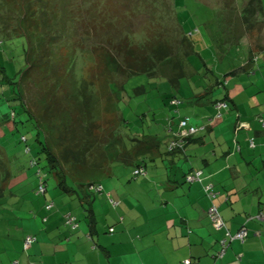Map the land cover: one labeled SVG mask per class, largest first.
Returning <instances> with one entry per match:
<instances>
[{
    "label": "rangeland",
    "instance_id": "374dc122",
    "mask_svg": "<svg viewBox=\"0 0 264 264\" xmlns=\"http://www.w3.org/2000/svg\"><path fill=\"white\" fill-rule=\"evenodd\" d=\"M246 1L248 0H0V89L6 82L18 79L27 63L35 62L40 54L49 55L48 63L54 75H61L62 71L66 73L68 67L65 61H75L71 53L77 49L74 47L70 50V55L67 54L69 43L67 39L80 36L87 49H92V53L89 52L87 55V52L80 53L78 50L74 52V56L79 55L77 68L83 72L82 75L93 78L94 92L98 99L96 110L101 116L98 119L99 132L105 136L106 146L104 150L96 153L94 165H66L63 169L76 186L83 188V184L88 181H105L106 178H103L107 175L108 167L112 171L113 166L119 165L120 169L113 173L116 176L114 179L124 182L123 188L127 190L129 183L126 180L131 177L134 167L133 164L121 159L109 164L117 151L116 147L126 149V152L130 151L129 153L135 157L139 154V150L135 148L139 142L134 137L143 139V136L149 133L155 135L159 133L163 150L167 139L162 135L164 120L172 111L182 115L189 113L191 122L197 125L205 123L200 116L207 114V117L211 118L209 122L217 124L216 128H212L217 138L214 142L209 141L212 142V147L215 148L221 143L218 136L232 144L235 135L234 115L236 116L238 112L234 107H229L222 111L221 117L216 118L214 107V111L211 107L205 108L208 100L204 98L222 95L223 91L218 89L219 87L206 90V85L213 83L215 78H222L224 74L228 75V89L234 90L236 79L231 77L229 72L240 73L239 67L246 58L247 45L251 42L248 34L245 35L243 31L240 19V12ZM261 1L264 7V0ZM105 18L112 19L118 27L105 24ZM259 19L262 20L261 17ZM83 21H86L85 25ZM180 25L190 36L193 54L189 58L187 69L189 74L181 80L179 90L174 89L166 78L153 77L146 73L131 75L123 82L124 88L119 89L114 79L115 77L118 80V76L112 73L114 67L105 57L104 49H111L105 43V35L116 43L122 39L126 31L129 36L140 40L155 30L171 38L172 42L178 45L181 36ZM86 27L90 28V31ZM181 49L182 45L179 46L180 52ZM261 52L263 54L264 50ZM168 70L166 67L159 74L166 75ZM79 71L75 72L74 69V73L81 76ZM40 74L41 72L33 69L29 79L23 80L20 85L31 111L38 115L41 106L32 100V96L39 92L40 87L36 81ZM5 76L7 78H4ZM258 78L262 80L260 73L252 74V80ZM243 80V86L250 93V78L244 76ZM139 86H143L144 91L138 90ZM191 90L204 98L191 106L184 103L177 107L171 105L172 96L185 97ZM6 93L10 94L7 91L4 94ZM230 94L232 98L233 93ZM256 94H260L262 101L263 88ZM5 95L0 91V150L11 156L8 157L11 160H9L11 176L4 183V195L0 196V208H6L1 209L4 213L0 211V264H9L12 257L19 256V246L9 251L5 250L9 244L19 243L14 238L12 218L9 215V206L6 205L14 198L11 193L12 195L22 193L28 197L35 193L37 179L34 175L35 169L29 166V160L38 154L36 151L39 149L33 146L35 143L33 123L27 113L22 111L20 115H15L14 119L10 114L8 120H1V115L9 111L5 105ZM233 101L234 106L235 103L240 104L237 99ZM13 104L16 105V101H13ZM120 112L126 121L121 120ZM13 125H16L15 128H12ZM167 125L169 124L165 127ZM44 129L49 144L54 145L48 128ZM135 133H138V136H135ZM201 134L207 132L201 131ZM249 134L240 130L236 137L244 153L250 150L257 156L256 149L250 148L244 140ZM21 136L26 138L25 142L21 140ZM39 137H42V134ZM27 146L33 149L28 152ZM239 156L241 157V154ZM252 159L250 156L249 160ZM132 160L134 161V158ZM41 164L46 165L42 156ZM251 166L250 171L241 175L247 177L250 172L264 170L258 163ZM226 173L228 176L231 175L229 170ZM120 175L123 178L118 179ZM138 180H142V177ZM56 182V178L50 174L47 191L43 195L34 194V198L37 200L55 198L58 194Z\"/></svg>",
    "mask_w": 264,
    "mask_h": 264
},
{
    "label": "crops",
    "instance_id": "0c3cea01",
    "mask_svg": "<svg viewBox=\"0 0 264 264\" xmlns=\"http://www.w3.org/2000/svg\"><path fill=\"white\" fill-rule=\"evenodd\" d=\"M250 39L241 64L250 74L242 71L235 76L236 84L233 91L229 89V95L233 93L232 98L240 102L235 103L234 110L250 124L249 129L240 130L250 133L244 139L246 143L247 138L254 137L257 156L250 150L244 153L237 138L239 151L221 136H218L221 143L213 148L211 143L217 136L212 128L217 124L209 122L211 118L207 114L199 115L205 122L200 125L207 127V134L200 132L187 144L182 142L183 150L167 153V143L174 138L178 118L190 116L172 111L164 120L162 130L163 137L167 138L165 151L161 149L158 133V147L142 150L137 156L146 174L133 177L132 172L126 180L127 190L123 188L124 182L114 179L113 173H117L119 165L113 166L112 171L108 167L103 178L106 179L102 181L103 191L87 190L93 195L88 206L89 216L83 206L87 205L83 200L86 192L74 182L76 189L71 192L57 189L55 198L45 200L34 198L35 193L30 197L11 193L14 198L6 206L12 218L14 238L19 243L9 244L5 250L19 246L20 252L9 264H184V259L198 264H264V220L258 218L259 213H264V170L250 172L247 177L241 175L250 171L253 163L264 169V128L261 130L254 120L256 114L264 116V97L261 101L260 94H256L264 90V53L261 52L264 50V26L261 30L254 28ZM251 58L254 61L249 64ZM258 73L262 80H252V74ZM244 76L250 78V93L242 84ZM195 92L191 90L181 100L191 106L198 97ZM207 106L205 108L211 107L214 111L212 104L208 102ZM166 124L169 125L165 127ZM195 170H202L200 179L187 182L185 175ZM121 178L122 175L118 177ZM207 183L213 185L214 197L207 196L204 189ZM110 198L117 203L113 204ZM50 201L53 206L46 209ZM212 205L224 221L220 229L213 227L207 214ZM1 209L6 208H0L3 213ZM68 213L77 217L74 229L66 224ZM241 227L247 229L244 239L231 240L223 255L217 257L225 231L235 233ZM30 234L35 240L24 250L23 239Z\"/></svg>",
    "mask_w": 264,
    "mask_h": 264
},
{
    "label": "trees",
    "instance_id": "16d2710c",
    "mask_svg": "<svg viewBox=\"0 0 264 264\" xmlns=\"http://www.w3.org/2000/svg\"><path fill=\"white\" fill-rule=\"evenodd\" d=\"M240 16L243 31L245 32V34H248L250 38L251 31L254 28L256 30H261V28L264 26V7L262 5V1H246V4L241 9ZM260 17L262 20L259 19ZM83 22V25H85L86 21ZM105 22V24L111 25L113 27H115L117 24H115L112 19L109 18H105ZM86 28L88 31H90V28ZM180 35L181 36L178 45L177 43H173V40L171 38L161 34L160 32H156L155 30L154 32H152L148 36H144L143 39L140 40L129 36V33H127L126 31L122 39L116 43H113L109 38H107V35H105V43L107 44V46H109V48H111L104 49L105 57L107 58L108 63H110L114 67L112 73L116 74L118 76V80H120H116V78L113 76L115 79V83L119 85V89L124 88L123 82H125L126 79L131 75L146 73L152 75L153 77L166 78L168 83L174 89L179 90L178 88H180L179 86L181 80L189 74L187 70L188 64L190 63L189 58L193 54L192 43L189 38L190 36H188V34L182 29L181 25ZM67 40L69 41V43L67 44V54L69 53L70 55V50H72L74 47L75 49L77 47V49L74 50L73 53H71V55H73V57L75 58V61H65L66 67H68L66 73H62V71L60 72L61 75H54L51 72V67H49V55L40 54L35 62L27 63L18 79L6 82V85H3L0 89L2 95H5L4 93L6 91L10 93L8 95L6 93V103L3 102L6 106H8L9 111L1 115V120H8L9 117H11V113H13L12 119H14L15 115H20L22 111L28 114L29 120H32L34 129L32 133L35 140L33 146L38 147L39 149L38 151H36L38 154H36L29 160V166L35 169L34 175L37 179V183L38 171L39 173L44 175V180L42 183L46 187L48 185L47 180L49 178V175L51 174L56 178V188L60 189L63 192H71L73 189H76L72 184L73 181L66 175L63 166L74 164L82 166L94 165L95 158L97 156L96 153L104 150L106 146L104 144L105 136L103 134H100L99 132L100 124L98 119L101 116L100 113L96 110L98 99L95 96L94 92L93 78L91 76L88 77L82 75L83 72L79 71L77 68V59L79 55L76 54V56H74V52L78 50L80 51V53L87 52L86 54L89 55V52L92 53V49H87V47L85 46L86 44L80 36L76 35L71 39L68 38ZM180 45H182L181 52L179 51ZM253 61L254 59L251 58L248 60V63L250 62L249 64H251ZM166 67L169 68L168 72H166V75L161 76L159 72L165 70ZM1 69L4 70L3 67ZM33 69L37 72H41L39 79L36 81V83H38L40 87L39 92L32 96V100H35V102H38L41 106L40 115L34 114L31 111L30 105L24 95L25 92H22L20 89L21 82L25 79H29ZM74 69L75 72L79 71L81 76H78L76 73H74ZM239 70H241L240 73H242L243 71L245 74H250V70L246 69L245 66H240ZM229 75L234 78L238 75V73L236 74L234 71H230ZM227 76L228 75L224 74L222 78H215L214 82L206 85L207 89L205 88L206 90H209L210 88L214 89L215 87H219L218 89H221V91H223L221 96H217L214 98H208L206 96L204 98L198 96L194 99V101L198 102L201 98H204L208 100V102L212 104L213 107L214 104L218 101L226 102L228 108L233 107L234 101L229 95V80ZM4 78L7 77L5 76ZM138 88V90L144 91L143 86H139ZM172 99H177L179 100V102L174 104L171 102ZM181 99V97L178 98V95H174L170 98V103L171 105L176 107L179 104L183 103L184 105H186V103ZM13 101H16L17 104L12 105ZM240 116L241 114L239 112L236 116L234 115L235 139L237 138L236 133L238 131L235 130V123L238 120L243 121ZM183 117L185 116H181L178 118L177 124ZM258 117H262L264 119V116H262L261 114H256L254 116V120L256 122V119ZM120 118L121 120L126 121V118H124L121 112ZM15 120L14 124L16 123ZM13 126L14 127L12 128H15L16 125ZM199 126H204L205 128L203 131L206 130L205 125L202 124ZM45 127L48 128L49 131H47L51 138L54 140V145L49 144L46 138V133L44 131ZM262 129L263 128H261V130ZM40 134H42V137H39ZM137 134L138 133H135V136H138ZM143 137V139H137V137H134V139L139 142L138 145H135V148H137L139 152L142 150H150L154 148L156 149L158 147L156 135L152 134ZM192 137L193 136L184 138L183 141H185V144H187L192 139ZM232 143L234 145L233 140ZM183 148L181 147L169 150L167 147V153L183 150ZM32 149L33 147L27 146L28 152H30ZM116 149L117 151L115 154H113V159L111 160V162H109V164L117 159H121L126 163L133 164V167H135L134 170L138 167H142L144 169V166L141 165L137 161V159H135L137 158L136 156H138V154H136L134 157L129 153L130 151L126 152V149L121 150V148H119L118 146L116 147ZM41 156L43 157L44 161H46V165L41 164ZM8 157L11 158V156H7L2 150H0L1 197L4 195V183L9 180L11 176L9 162L10 159ZM133 158L134 161L132 160ZM134 170L133 177L144 176L146 174L145 169V174H134ZM37 183L34 190L35 194H38L36 193ZM89 184L102 185V181L85 182L83 184V190H89ZM89 191L94 192L91 190ZM90 192H86L83 196V200H85L87 203V205L85 203L83 205L84 212L88 211L87 216L91 214V209L88 207L89 202L92 201V198H90L92 194H90ZM68 214L75 217V223L77 226V217L71 213Z\"/></svg>",
    "mask_w": 264,
    "mask_h": 264
},
{
    "label": "built area",
    "instance_id": "2783aa9c",
    "mask_svg": "<svg viewBox=\"0 0 264 264\" xmlns=\"http://www.w3.org/2000/svg\"><path fill=\"white\" fill-rule=\"evenodd\" d=\"M172 103H178L179 100L177 99H172L171 101ZM227 103L226 102H222V101H218L214 104V109H215V117L219 118L221 117L222 111L226 110L227 107ZM11 116L13 118V113H11ZM257 123L260 125L261 128H264V119L262 117H258L257 119ZM204 126H199V125H194L190 123V119L189 117L185 116L183 118H181L177 124V130L173 133L174 138H172L169 142H168V149H175V148H181L183 146L184 142V138L189 137V136H194L199 134L201 131L204 130ZM250 128V124L249 122H245V121H237L235 123V130H240V129H249ZM25 137L21 136V140L25 141ZM234 141V150L235 151H239L240 147L238 145L237 140L233 139ZM247 143L248 146L250 148H253L255 146V141L253 137H249L247 138ZM134 174H145L144 169L141 167H138L134 170ZM202 174V170H195L194 172H190L187 173L185 175V180L187 182H193L195 180H199L200 179V175ZM44 180V175L39 173L38 171V183L36 186V193L38 194H44L46 191V186L42 183ZM88 189L94 192H101L103 190V187L101 184H89L88 185ZM205 192L207 194L208 197H214L215 196V192L213 190V185L211 183H207L205 184ZM110 201L113 204H116L117 202H115L114 200H112L110 198ZM53 206V202H48L45 205L46 209H50ZM207 214L212 222V225L215 229H220L222 227H224V221L222 220V218L219 215V212L216 208V206L212 205L208 208ZM258 218L261 220H264V213L261 212L258 214ZM66 224H68L71 228L76 227V223H75V217L71 216V215H66ZM247 234V229L245 227H241L240 229H238L235 233H230L229 231H225L224 233V237L220 240V245L221 248L220 250L217 252V257H221L226 249V247L229 245L230 241L233 239H238V240H243L244 237ZM35 240V236L30 234V235H26L23 239V249L27 250L32 242ZM184 264H198V263H194L191 262L190 259H184L183 261ZM31 264H35V263H31Z\"/></svg>",
    "mask_w": 264,
    "mask_h": 264
}]
</instances>
